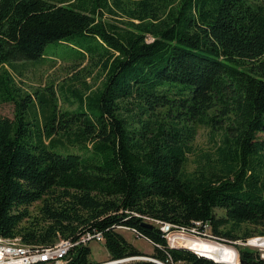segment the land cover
<instances>
[{"label":"trees","instance_id":"16d2710c","mask_svg":"<svg viewBox=\"0 0 264 264\" xmlns=\"http://www.w3.org/2000/svg\"><path fill=\"white\" fill-rule=\"evenodd\" d=\"M49 44L104 81L76 91L75 110L38 98L37 112L0 74V102L15 107L0 116V238L71 241L66 264H96L81 243L96 233L112 264H226L171 249L149 220L209 223L218 241L243 224L264 236V0H0V67L42 62ZM195 123L221 135L213 163L187 172ZM236 248L241 264H264ZM142 256L154 262L126 263Z\"/></svg>","mask_w":264,"mask_h":264},{"label":"rangeland","instance_id":"374dc122","mask_svg":"<svg viewBox=\"0 0 264 264\" xmlns=\"http://www.w3.org/2000/svg\"><path fill=\"white\" fill-rule=\"evenodd\" d=\"M148 40L151 41L152 38L150 37ZM69 51V48L66 46L49 44L44 50L46 59L42 62L25 61L24 63L18 64L16 68L3 66L0 67V74L4 73V71L9 73L13 78L12 88L18 89L24 96L30 95L33 98L37 112L39 106H41L38 98L51 104L53 101H56L59 112L75 110L77 105L75 104L74 93L76 91L88 93L86 92V87L92 91L96 88L99 89L104 81V73L94 63H79L78 61L64 60L63 57ZM210 113L213 114L214 111ZM0 116L13 119L15 116L13 103L0 102ZM194 129L195 138L191 142L192 150L187 156L188 160L185 167L187 172H193L198 168H204L208 164L213 163L221 135V132H213L209 127L200 125L199 123L194 124ZM41 205L42 203H37L30 207L32 217H39ZM216 214L221 217L224 215V211L217 209ZM229 229H232L231 226L225 227L223 231ZM116 230L145 255L151 256L154 253V247L145 239L137 238L133 232L124 228H118ZM233 234L238 237L236 241L223 237L220 241L210 242L230 247L237 253L238 250L236 247L249 248L253 251H258L264 258V248L251 244V242L257 239L264 238L257 228L249 224H243L234 230ZM89 247H91L92 251L90 256L92 261L96 264L109 263V255L104 243L91 242ZM135 261L140 260H128L127 263Z\"/></svg>","mask_w":264,"mask_h":264},{"label":"built area","instance_id":"2783aa9c","mask_svg":"<svg viewBox=\"0 0 264 264\" xmlns=\"http://www.w3.org/2000/svg\"><path fill=\"white\" fill-rule=\"evenodd\" d=\"M149 221L155 223L161 232L164 233L171 249H186L185 247L174 245L175 241L180 237L191 236L196 239L217 241L212 234V227L209 223L202 224L197 222L190 230H187L162 221L152 219ZM124 229L131 231L128 228ZM91 242L103 243L102 233L88 234L82 237V244L87 245ZM73 246L74 244L71 241L62 238L47 248L24 245L21 243L20 238H0V264H66L70 249Z\"/></svg>","mask_w":264,"mask_h":264},{"label":"bare ground","instance_id":"6f19581e","mask_svg":"<svg viewBox=\"0 0 264 264\" xmlns=\"http://www.w3.org/2000/svg\"><path fill=\"white\" fill-rule=\"evenodd\" d=\"M191 236L178 238L174 245L185 247L199 255L208 256L222 263L239 264L238 253L230 248L214 242L188 238ZM250 242V241H249ZM256 247L264 248V238L251 242ZM130 261V260H129Z\"/></svg>","mask_w":264,"mask_h":264},{"label":"water","instance_id":"95a60500","mask_svg":"<svg viewBox=\"0 0 264 264\" xmlns=\"http://www.w3.org/2000/svg\"><path fill=\"white\" fill-rule=\"evenodd\" d=\"M143 227H154L152 224L150 223H143L142 224ZM262 238V237H261ZM188 250V249H187ZM240 259V258H239ZM129 260H140V261H151V262H154L152 259L148 258V257H133V258H130ZM214 260V259H212ZM216 261V260H215ZM218 262V261H217ZM123 263V262H122ZM127 263V261H126ZM242 261L241 259L239 260V264H241ZM106 264H112V263H106Z\"/></svg>","mask_w":264,"mask_h":264}]
</instances>
